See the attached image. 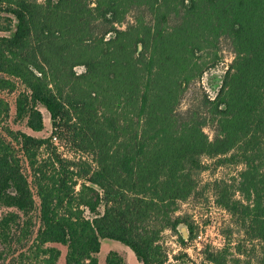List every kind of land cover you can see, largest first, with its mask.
<instances>
[{
  "label": "trees",
  "instance_id": "1",
  "mask_svg": "<svg viewBox=\"0 0 264 264\" xmlns=\"http://www.w3.org/2000/svg\"><path fill=\"white\" fill-rule=\"evenodd\" d=\"M0 31V90L21 82L16 117L40 131L43 105L52 125L47 137L13 134L31 181L0 135V242L25 240L6 264H57L52 244L66 246L64 264H98L103 240L165 264L163 231L183 224L193 237L178 208L199 192L204 158L242 164L211 182L214 201L264 264V0H0ZM224 42L217 90L181 109ZM8 113L0 96V121ZM58 136L82 156L64 158ZM222 249L199 264H229ZM105 264L126 263L110 250Z\"/></svg>",
  "mask_w": 264,
  "mask_h": 264
},
{
  "label": "rangeland",
  "instance_id": "2",
  "mask_svg": "<svg viewBox=\"0 0 264 264\" xmlns=\"http://www.w3.org/2000/svg\"><path fill=\"white\" fill-rule=\"evenodd\" d=\"M131 15L128 16V19ZM4 32L0 31V35ZM232 52L228 45L224 42L221 45L219 51V59L215 66L211 67L201 77L199 83L190 86L185 93L180 107L186 108L190 105H197L199 95L204 91L209 95H212L217 90L221 75L226 65L231 60ZM75 70L81 72L82 66H76ZM13 89L0 90V96L5 98L9 103L8 115L0 121V135L8 141H13L14 151L19 157V163L23 172L28 175L29 181H31L30 166L28 160L23 155V151L19 144H16L14 139V133L23 131L36 137H47L52 132L51 119L49 116L45 117L42 112V119L44 127L40 131H33L27 127L24 120L16 117V98L20 91L25 90L24 85L21 82L15 81ZM40 111L45 109V106L39 105ZM205 132L211 135L210 128L205 127ZM56 146L58 152L70 160H77L83 153L77 151L69 146L65 140L60 139L59 136ZM43 150L40 152V157H43ZM86 157V155H83ZM89 158V156H88ZM206 169H204L199 175V192L186 199L179 204L178 212L180 214H186L189 221L192 222L194 233L193 237H190V233L185 225H180L178 233H172L168 230L163 231L160 234V243L163 246L167 258L165 264H199L205 259L206 250H222L224 253V247H227L225 253H227L229 264H258L257 259L259 256V245L256 240L250 242L245 240L243 232L239 226L236 225L230 217L228 211L214 201V193L211 182L218 179L230 180L232 177H237L239 170L242 168V164H235L230 162H224L222 164L216 163L214 159L204 158ZM79 187L77 186L76 189ZM32 190L35 189L32 186ZM238 193L236 194V197ZM36 201H38L36 199ZM5 206L0 205V215L7 212ZM34 210L32 212V221L34 222V228L38 227V204L35 203ZM101 208V207H100ZM180 236L183 238L181 240ZM25 242L23 239L21 242L15 241L11 247H6L0 242V251L5 252L4 259L0 258V263L6 264L9 261L10 251L21 247V243ZM30 244V240H29ZM57 246L60 250V256L57 264H64L66 246L62 244H52ZM239 247V248H238ZM110 250H116L127 263L128 251L126 245L121 244L118 241L103 240L101 243L100 252L98 253V264H105V257ZM240 252V253H239ZM16 255V253H15ZM16 264V261H15ZM26 264V261L25 263ZM29 264H41L38 259L36 261L31 260Z\"/></svg>",
  "mask_w": 264,
  "mask_h": 264
},
{
  "label": "water",
  "instance_id": "3",
  "mask_svg": "<svg viewBox=\"0 0 264 264\" xmlns=\"http://www.w3.org/2000/svg\"><path fill=\"white\" fill-rule=\"evenodd\" d=\"M44 113V116L50 117V113L49 111L45 108L43 111H41ZM127 251H128V260L126 264H142V262L138 259L137 255L135 254V252L128 246L126 245Z\"/></svg>",
  "mask_w": 264,
  "mask_h": 264
}]
</instances>
